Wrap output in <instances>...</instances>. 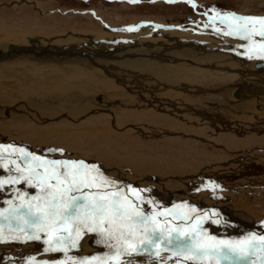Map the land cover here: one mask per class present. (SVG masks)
Instances as JSON below:
<instances>
[{
	"label": "rangeland",
	"instance_id": "374dc122",
	"mask_svg": "<svg viewBox=\"0 0 264 264\" xmlns=\"http://www.w3.org/2000/svg\"><path fill=\"white\" fill-rule=\"evenodd\" d=\"M193 4L195 7L192 6ZM216 12L264 17V0H190V2L177 0L172 3L164 0H140L136 3L124 0H0V47L5 45L7 53L10 52L9 48H17V45L20 47L23 43L28 46L39 43L46 49L58 44L90 50L100 49L103 45L110 50L117 47L131 49L136 45L139 48L135 50H139V53L150 49L164 51L179 45L189 47L196 44L199 46V52L205 55V57L196 55L188 60L176 61L174 65L170 64L171 67L181 64L184 68L181 67L183 70L177 73L168 71L169 74L171 72L170 75L166 72L158 75L160 80H165L160 83L155 82V78L158 77L154 76L155 73L145 74L139 73L142 71L132 70V75L129 71L127 73L129 76H124V79L128 78V82H124L123 78L119 79L115 75L119 79L117 80L113 76L108 77L106 73H103L104 75L99 73V76L91 74L86 77V72H93L87 70L83 76L76 75L77 81L73 80L68 89L78 90L84 93V97H92V99L95 97L96 100L93 101L95 104L91 107L93 111L98 112L96 120L82 117L77 120L74 118V120L60 121V118L68 115V111L59 109L55 117L47 114L44 121L32 122L29 119L28 125L20 126L19 122L23 121L21 116L9 115L5 120L10 121L12 125L17 122V126L0 127V144L19 141L29 145L33 152L41 156L52 155L60 158L59 160L67 157L86 159V162L95 161L87 163L100 166L109 179L137 189L145 201L152 202L140 205L146 208L144 209L146 214L173 210L176 208L174 204H188L189 208L196 209L191 213L194 219L188 223H194L195 219L200 217H207L202 226L210 236H215L217 239H242L245 235L253 234L247 227L248 223H245L249 221L248 218L255 224L264 223V117L255 111L254 118H247L248 121L253 122L251 125L245 122V118L243 121H236L235 117L239 119L238 116L223 117L225 114H219L222 113V108L211 95L220 92L227 94L234 87L240 91L239 94L245 92V99L251 98L248 97L249 87L255 89L264 84L262 83L264 59L256 56L249 59L245 51L246 42L233 36L223 35L224 26L218 21L215 27L221 28V33L213 31L212 27H205ZM128 29L135 30L128 31ZM6 52L3 54H7ZM209 53L210 55H206ZM126 56L130 55L117 53L109 60L110 66L112 64L114 67L117 66ZM131 56L138 57V54ZM25 60L18 61L26 65L19 69L14 67L18 62L0 59L1 108L13 109L17 105L33 100L34 97L35 100L43 102L51 94H53L52 98L58 92L61 96H68L69 91H64L67 86L63 84L66 82L65 77H69L65 72L62 73L63 71L54 68L53 63L47 64L46 70L39 66V72L37 66L35 69L31 68L34 65L33 61H30L32 64L30 67V62ZM242 61L246 63L245 66L249 65V70L243 72L246 69L242 66ZM10 62L13 67L10 66ZM262 64L263 66H260ZM94 68L95 71L102 70ZM55 69L57 70L54 71ZM250 74L253 78L247 79L246 76ZM257 74H261L259 75L261 78H256ZM142 75L149 79L145 80ZM149 76H154V81H148L151 80ZM56 77L63 80L57 81ZM84 77L87 78L85 79L87 87L75 86V83L83 82ZM104 78L109 79L108 82L107 80L102 82ZM111 80L115 84L110 83ZM91 81L92 83L97 81L98 85L92 84ZM167 82L175 83L172 84L173 86L168 84L173 89L167 87ZM201 84L202 86L206 84V87H201ZM57 85L60 87H55ZM166 88L169 90H165L164 93ZM114 92L119 97L115 96ZM159 94H176L177 97L168 96L174 104L166 103L169 107L161 108L157 98H154ZM142 95L146 96L147 103L140 97ZM122 96L125 98L122 99L123 101L118 99L123 98ZM142 97L144 99V96ZM112 99L115 101L113 102ZM123 102L124 104H121ZM109 103L113 106L112 110ZM119 105L124 106L121 108ZM1 108L0 110L3 111ZM142 109L145 111L149 109L150 112ZM157 109L164 113H157ZM258 116L262 119L257 120L259 122L256 123L255 117ZM51 119L53 120L49 121ZM1 122L6 123L4 120ZM16 148L22 149L20 146ZM50 149L57 151L50 153ZM24 150L29 152L28 149ZM59 150L63 151V155ZM16 157L20 156L15 154L10 159H15L20 166L26 165L24 160ZM12 165L16 167L15 164ZM9 169L10 171L0 167V180H8L10 177L20 175L14 168L9 166ZM213 185L215 188L212 187ZM38 193V189L24 181L5 184L0 189V212L7 213L10 206H19L21 195L27 201ZM128 195L136 201L135 193ZM147 209H151V212ZM180 211L187 212L188 209ZM0 225H4L7 235V221L0 220ZM44 238L42 234V240ZM85 239H90L89 246L99 249V252L88 253L89 255L80 254V259L108 252L105 245L94 243L100 239L95 233L87 234L81 241ZM42 240L31 241L21 238L0 242V264H30V262L59 264L66 259L63 253L45 251L47 245L43 244ZM161 247L164 251L161 252L160 257L145 252L121 259L123 264H176L177 260L180 264H192L191 261H183L182 257H172L174 247L164 245ZM77 251L71 249L68 256L78 254ZM221 264H229V262L223 261ZM231 264H245V262L232 261Z\"/></svg>",
	"mask_w": 264,
	"mask_h": 264
},
{
	"label": "snow or ice",
	"instance_id": "6c2138e0",
	"mask_svg": "<svg viewBox=\"0 0 264 264\" xmlns=\"http://www.w3.org/2000/svg\"><path fill=\"white\" fill-rule=\"evenodd\" d=\"M217 21L224 26L223 35L246 42L249 59L253 56L264 59V17L216 12L205 27L221 33V28L215 27ZM59 151L63 155V151ZM15 154L25 160V167L9 159ZM9 164H15L20 175L0 180V189L5 184L24 181L39 193L27 201L21 195L19 206H10L7 213L0 212V220L7 221V235L4 225H0V242L21 238L41 241L43 234L45 251L63 253L66 257L59 264H123L122 257L145 252L160 257L164 251L161 245L174 247L172 257H182L192 264H221L223 261L264 264V235L217 239L203 229L207 217L188 223L194 219L191 213L196 209L186 204L170 211L146 214L140 205L152 202L145 201L137 189L109 179L96 164L71 159L49 160L13 145H0V167L10 171ZM128 193H135L136 201ZM182 209L188 211H180ZM89 233L99 236L94 243L105 245L108 252L79 260L68 257V252L77 249Z\"/></svg>",
	"mask_w": 264,
	"mask_h": 264
},
{
	"label": "bare ground",
	"instance_id": "6f19581e",
	"mask_svg": "<svg viewBox=\"0 0 264 264\" xmlns=\"http://www.w3.org/2000/svg\"><path fill=\"white\" fill-rule=\"evenodd\" d=\"M76 41V40H75ZM26 42V41H25ZM66 42V41H65ZM27 43V42H26ZM38 43V42H37ZM57 44V43H56ZM62 44V43H61ZM65 44V43H64ZM187 44V43H186ZM75 45V44H74ZM147 45V44H146ZM165 45V44H164ZM168 45V44H167ZM50 46V45H49ZM48 46V47H49ZM148 46V45H147ZM170 46H172L170 44ZM6 46L3 45L0 47V59L1 61H7V60H13V61H16L18 62L20 59H26L25 61H33L34 62V65L32 66L31 62H30V67L32 69H35L36 66H37V71L39 69V72H40V68L39 66L45 68L47 67L48 65L47 64H50V63H53V67L55 68H58L59 70L63 71L62 73H66L67 76H69L68 78L65 77L64 74V77H65V81L63 84H65V86H67V88H65L64 91H69V94L68 96H61L60 93L58 92V94L54 95L52 98L51 96L53 94H51V96L48 94V96H50L49 98L47 97L45 99V101L41 102V101H38V100H35L33 98V100L29 101V102H26V103H23L21 105H17V107L15 108H1L3 111L0 110V127L1 126H5V127H9L10 125H12L10 123V121H6L5 118L6 116L8 117L9 115H20L21 116V120H23L22 122L20 121L19 124L20 126H24V125H28V123H30L29 119H31V121H44L45 117H47L49 115L51 116H54L57 114L58 115V110L59 109H65L66 111H68V115L65 117V118H60L61 120L60 121H64V120H74V118L77 120L79 118H93V121L94 119L96 120L97 119V114L98 112L97 111H93L92 110V107L95 103L93 102L94 100L96 99H92V97H84L82 92H79L78 90H75L73 89L74 91H70V89H68V87H70V85L73 83V80H76V75H80V76H83L85 75L87 77V75H91V74H94L95 76H99L98 74L101 73H106V75L108 77H115V75H117V78L119 79H122L125 81H127V79H124L125 75H127V77L129 76L127 73L132 70H136V71H142V72H139V73H151V74H154V76H158V75H163L165 72L167 75H170L171 72L173 73H177V72H180L182 71L183 69H181V67H183L181 64H178V66L176 67H171L170 64L174 65L176 64L177 62L176 61H180L181 59H187L188 58H192L196 55L198 56H201V57H205V55H202L200 52H199V46L196 45V44H192L191 46L189 47H183V46H176V47H173V48H168L167 50H157V51H154V50H151L150 51H146L143 53L140 52L139 53V50L136 51L135 49H138L139 47L138 46H133L131 47V49L129 48H115L113 50H110L109 47H100V49H94V50H90V49H79L77 46H71V47H68V46H60V45H54V46H50L49 49H46L44 48L43 45H39L34 43V45L32 46H28V44H22L20 47H18L17 45V48L16 47H12V48H9L8 50L10 51L9 53H7L6 51ZM47 47V48H48ZM213 47V46H212ZM84 48V47H83ZM150 48V47H149ZM156 48V47H155ZM165 48V47H164ZM11 49V50H10ZM211 49V48H210ZM133 50V51H132ZM209 50V49H208ZM207 50V51H208ZM4 52H6L7 54H3ZM117 53L119 54H125V55H130V56H126V58H122V62L118 63L117 66H110V63H109V60L111 59V57H113L114 55H116ZM228 53V52H227ZM227 53H222L224 55H229ZM105 54V55H104ZM134 54H138V57H134V56H131V55H134ZM113 55V56H112ZM206 55H210L209 54H206ZM231 55V53H230ZM232 55L234 56V54L232 53ZM248 55V54H247ZM220 56V55H219ZM223 56V55H221ZM231 56V57H233ZM207 58H210L211 56H206ZM114 58V57H113ZM118 58V57H117ZM38 59V60H37ZM223 59V58H222ZM212 60V59H211ZM196 61V60H195ZM239 61V60H238ZM11 63V62H10ZM27 63V62H26ZM46 63V64H45ZM241 63V62H240ZM255 63V62H254ZM253 63V64H254ZM36 64V65H35ZM242 66L245 67L246 70H243V72L247 71L250 69L249 65H244L246 64L244 61H242ZM10 65V64H9ZM8 65V66H9ZM184 65V64H183ZM12 66V63L11 65ZM23 66H26L24 65V62H18L14 65V67L16 68H19L20 67H23ZM260 66H263L260 65ZM13 67V66H12ZM41 67V68H42ZM94 67H97V68H100L102 69L101 71H95L93 69H95ZM206 67V66H205ZM204 67V68H205ZM259 67V66H258ZM5 68V67H4ZM50 68V67H49ZM184 68V67H183ZM186 68V67H185ZM13 69V68H11ZM23 69V68H22ZM192 69V68H190ZM206 69V68H205ZM214 69V68H213ZM237 69V68H236ZM17 70V69H16ZM44 70V69H41V71ZM46 70V68H45ZM57 69H55L54 71H56ZM91 71L92 73H89V72H86V71ZM53 71V70H52ZM53 71V73H54ZM83 71V72H82ZM168 71H171L170 74L168 73ZM25 72V71H24ZM23 72V73H24ZM30 72V71H29ZM34 72V71H33ZM49 72V71H48ZM59 72V71H58ZM86 72V73H85ZM85 73V74H84ZM134 73V72H133ZM158 73V74H156ZM199 73V72H197ZM46 74V73H44ZM56 74H58L56 72ZM54 74V75H56ZM61 74H59L61 76ZM130 74V73H129ZM137 74V73H136ZM185 74H188V73H185ZM207 74V73H206ZM47 75V74H46ZM104 75V74H103ZM131 75H132V72H131ZM138 75V74H137ZM178 75V74H177ZM191 75V74H189ZM252 74L250 75H247V79H251L253 78V76H251ZM261 74H257L255 77L256 78H261V76H259ZM43 76V75H42ZM51 76V75H50ZM154 76H149L151 80H148V81H154L153 79L155 78ZM171 76H174V75H171ZM202 77L204 75H201ZM22 77V76H21ZM63 77V76H62ZM84 77V81L82 82H77L75 83V86H78V87H83V86H86L87 84L85 83V79L87 80V78ZM94 77V76H93ZM139 77V76H138ZM143 77V75H142ZM194 77V75H193ZM196 77V76H195ZM212 77V76H210ZM51 78V77H50ZM116 78V77H115ZM116 78V79H117ZM137 78V77H136ZM145 80L148 78L147 76L143 77ZM141 78V79H143ZM175 78V77H174ZM218 78V77H216ZM223 78V77H222ZM24 80V78H22ZM21 79V80H22ZM54 79V78H53ZM57 81L60 79L63 80L62 78L60 77H56L55 78ZM54 79V81H55ZM82 79V78H81ZM90 79H93V78H90ZM105 79V78H104ZM117 79V80H119ZM140 79V80H141ZM149 79V78H148ZM240 79V78H239ZM246 79V80H247ZM46 80V79H45ZM45 80H44V83H45ZM49 80V78H48ZM47 80V81H48ZM88 80H89V77H88ZM107 80V81H106ZM109 79H105V80H101L102 82H108ZM214 80V79H213ZM222 80V79H221ZM220 80V81H221ZM234 80V79H233ZM33 81L35 82V80L33 79ZM33 81H29V82H33ZM51 81V79H50ZM49 81V82H50ZM77 81V80H76ZM100 81V82H101ZM162 80H160V77H156L155 78V82L157 83H160ZM165 81V80H164ZM162 81V82H164ZM200 81V80H199ZM211 81V79H210ZM225 80H223L224 82ZM227 81V80H226ZM257 81V80H255ZM261 81V80H260ZM39 82V81H38ZM63 82V81H62ZM94 83H96L95 81H93ZM113 82L112 80L110 81V83ZM121 82V81H120ZM128 82V81H127ZM154 82V83H155ZM183 82V81H182ZM208 82V81H207ZM232 82V81H231ZM230 82V83H231ZM249 82V80H248ZM247 82V83H248ZM60 83V82H59ZM58 83V84H59ZM90 83V82H88ZM92 83V81H91ZM92 83V84H94ZM136 83V82H134ZM222 83V82H221ZM257 83V82H255ZM262 83H264V80L262 79ZM91 84V85H92ZM98 85V83H96ZM100 84V83H99ZM108 84V83H106ZM113 84H115L113 82ZM168 84H171L169 82H167V87H169V89L172 88V86L175 84L174 82L171 84V85H168ZM179 84V83H178ZM245 84V83H244ZM34 85V84H33ZM56 85V84H55ZM104 85V84H103ZM138 85V84H137ZM163 85V84H162ZM184 86V84H182ZM186 85V84H185ZM189 85V84H188ZM197 85V84H196ZM206 85V84H205ZM203 85V86H205ZM231 85V84H230ZM248 85V84H247ZM258 84H256L257 86ZM261 85V84H260ZM48 86V85H46ZM73 86V85H72ZM176 86V85H175ZM179 86V85H177ZM202 84H201V87H203ZM210 86V85H209ZM239 86V85H238ZM249 86V85H248ZM52 87V86H51ZM54 87V86H53ZM52 87V88H53ZM55 87H60V86H55ZM54 87V88H55ZM64 87V86H63ZM62 87V88H63ZM87 87V86H86ZM112 87V86H111ZM206 87V86H205ZM241 86H239L240 88ZM106 88V86H105ZM107 88H109V86L107 85ZM175 88V87H174ZM88 89V88H87ZM111 89V88H110ZM155 89V88H154ZM159 89V88H158ZM168 88L164 89V93H165V90H169ZM173 89V88H172ZM177 89V88H176ZM206 89V88H205ZM232 89V88H231ZM241 89V88H240ZM58 90V88H57ZM62 90V89H61ZM53 91V89H52ZM51 91V92H52ZM95 91V90H94ZM113 91V90H112ZM171 91V90H170ZM227 91V90H226ZM47 92V91H46ZM50 92V91H49ZM48 92V93H49ZM56 92V91H55ZM93 92V91H92ZM154 92V91H153ZM238 92L240 91H237L236 88L233 87V89L231 91H229L227 94H222V92L220 93H216L215 95L212 94L211 97L212 99H214L218 106L222 108V113H219V114H225V116L223 117H235V116H238L239 119L241 118V120H239L237 117H235L236 121H243L244 118L246 119V123L251 125L253 124V122H251L250 120L248 121V119L250 118H254V112L258 111L260 116L264 117V84L261 85V86H257V88H253V87H249V90H248V97H251L249 99H245L246 96H244L245 92L243 94H239ZM53 93V92H52ZM64 93V92H63ZM62 93V94H63ZM91 93V91H90ZM115 93V92H114ZM148 93V92H147ZM162 93V92H161ZM168 93V92H166ZM205 93V92H204ZM88 94V93H87ZM116 94V93H115ZM114 94V95H115ZM119 94V93H118ZM146 94V93H145ZM207 95V93H205ZM67 95V94H65ZM113 95V94H112ZM120 95V94H119ZM122 95V93H121ZM47 96V95H46ZM88 96V95H87ZM95 96V94H94ZM117 96V94L115 95ZM144 96V99L143 97ZM140 96L142 98V100L145 102V95H142ZM155 96V95H154ZM168 96L170 98H174L177 97L176 94H159V96H155L154 98H157V103L160 104V107L161 108H168L169 105L167 104H174V102L168 98ZM111 97V96H110ZM109 97V98H110ZM119 97V96H117ZM123 97V96H122ZM130 97V96H129ZM134 98V97H133ZM139 98V97H138ZM153 98V99H154ZM42 99V98H41ZM108 99V98H107ZM116 99V98H115ZM114 99V101H115ZM118 99H125L124 97L123 98H118ZM184 99V98H183ZM110 100V99H109ZM107 100V101H109ZM120 100V101H121ZM122 100V101H123ZM129 100V99H128ZM134 100V99H132ZM136 100V99H135ZM147 100V99H146ZM151 100V99H150ZM113 101V99H112ZM113 101V102H114ZM127 103L128 101L125 100ZM111 102V100L109 101ZM125 102V104H127ZM133 102V101H132ZM139 102H140V99H139ZM137 101L136 105L139 103ZM142 102V101H141ZM143 102V103H144ZM151 102V101H150ZM169 102V103H168ZM112 103V102H111ZM120 103V102H119ZM147 103V102H145ZM148 103H149V100H148ZM167 103V104H166ZM98 104V103H97ZM96 104V108L98 107ZM110 104V103H109ZM121 104H124L121 103ZM152 104V103H151ZM111 105V104H110ZM114 105V104H113ZM130 105V103H129ZM132 105V104H131ZM141 105V104H140ZM143 105V104H142ZM146 105V108H147V104ZM157 105V104H156ZM102 106V105H101ZM112 106V105H111ZM120 106V105H119ZM124 106V105H123ZM122 106V107H123ZM126 106V105H125ZM134 107H136L135 105H133ZM138 106V105H137ZM153 105H151L152 107ZM121 107V106H120ZM121 107V108H122ZM129 107V106H127ZM131 107V106H130ZM144 107V106H143ZM154 107V106H153ZM175 107V106H174ZM256 107H257V110H256ZM113 106L111 107L110 110H112ZM98 109V108H97ZM119 109V108H118ZM126 109V108H125ZM124 109V110H125ZM138 109V108H137ZM150 109V108H149ZM149 109H147L149 111ZM154 109V108H153ZM151 109V110H153ZM123 110V111H124ZM129 110V109H128ZM134 110V109H132ZM143 110V109H142ZM146 110V111H147ZM158 110V109H157ZM160 110V109H159ZM159 110L157 111V113L159 112ZM176 110V109H175ZM179 110V109H178ZM224 110V111H223ZM46 111H48L49 113H47ZM119 111H122V110H119ZM145 111V110H143ZM145 111V112H146ZM147 111V112H148ZM156 111V110H155ZM154 111V112H155ZM63 113H65L64 111H62ZM111 112V111H109ZM116 112V111H115ZM150 112V111H149ZM153 112V111H151ZM161 113H164V111H160ZM159 112V113H160ZM166 112V111H165ZM5 113V114H4ZM120 113V112H119ZM129 113V112H128ZM160 113V114H161ZM121 114V113H120ZM120 114H119V117H120ZM126 115V113H124ZM144 114V113H142ZM152 114V113H151ZM156 114V113H155ZM117 115V112L116 114ZM122 115V114H121ZM141 115V114H140ZM200 115V114H199ZM88 116V117H87ZM257 116V115H256ZM59 117V116H58ZM57 117V118H58ZM99 117V116H98ZM118 117V118H119ZM123 117V116H122ZM262 117L260 118L259 116L258 117H255V121L256 123L259 122L257 120H260L262 119ZM121 118V117H120ZM119 118V119H120ZM207 118V117H206ZM248 118V119H247ZM53 119H56V118H53ZM53 119L49 120V121H52ZM122 119V118H121ZM210 119V118H209ZM6 122V123H2L1 121ZM11 120V119H10ZM89 120V119H88ZM12 121V120H11ZM118 121V120H117ZM116 121V122H117ZM120 121V120H119ZM118 121V122H119ZM122 121V120H121ZM66 122V121H65ZM123 122V121H122ZM120 122V123H122ZM17 124V122H15L14 125L12 126H15ZM32 124V123H31ZM30 124V125H31ZM259 124V123H258ZM17 126V125H16ZM19 126V125H18ZM254 127V126H253ZM0 145H13L14 147L16 146H20V148L22 149H28L30 153L34 154V155H37V156H41L39 153L37 152H33L31 147L27 144H24V143H21L19 141H9L8 143L6 144H0ZM43 157V156H41ZM18 158V157H16ZM21 159V157H19ZM18 158V159H19ZM10 159V158H9ZM24 160V159H22ZM76 160V159H74ZM79 161V160H77ZM9 166L11 168H14L15 167L12 165V164H9ZM23 167H25L26 165H21ZM20 166V167H21ZM188 203V202H187ZM172 205L174 203H171ZM177 206V204H174ZM188 205V204H186ZM196 207H198L196 205ZM143 209L146 210L145 207H143ZM159 209V208H158ZM161 209V208H160ZM144 210V211H145ZM148 211L151 212V209H147ZM161 211V210H160ZM165 211V210H163ZM247 219V218H246ZM249 221H246L245 223H248L247 227H249L248 229H250V231L253 232V234H263L264 233V223H257L255 224L250 218H248ZM245 228V227H244ZM249 231V232H250ZM251 232V233H252ZM89 241L90 239H85L83 241L80 242V245L79 247L77 248V252H79L78 254H72L71 257L73 258H76V259H80V254L82 255H87L88 253H95V252H99V249H94V248H91L90 245L89 246ZM90 244H92L90 242ZM100 245V244H99ZM22 247V246H21ZM23 248V247H22ZM31 248V247H30ZM26 251V250H25ZM76 251V249H75ZM96 254V253H95ZM89 255V254H88ZM60 257V256H59ZM69 257V256H68ZM82 257V256H81Z\"/></svg>",
	"mask_w": 264,
	"mask_h": 264
},
{
	"label": "water",
	"instance_id": "95a60500",
	"mask_svg": "<svg viewBox=\"0 0 264 264\" xmlns=\"http://www.w3.org/2000/svg\"><path fill=\"white\" fill-rule=\"evenodd\" d=\"M124 1H127V2H131V0H124ZM140 0H138V2H139ZM164 1H167V0H164ZM175 1H177V0H175ZM131 3H133V2H131ZM136 3V2H135ZM251 17H260V16H251ZM51 150H53V149H50L49 150V152L50 153H53L54 151H51ZM43 158H46V159H49V160H59L60 158H58V157H56V156H52V155H49V156H47V155H44L43 156ZM62 159H71V160H74V159H72V158H67V157H62ZM76 159V158H75ZM76 160H83V161H85L86 159H76ZM89 161V160H88ZM87 161V162H88ZM86 162V161H85ZM89 162H95V161H89Z\"/></svg>",
	"mask_w": 264,
	"mask_h": 264
},
{
	"label": "flooded vegetation",
	"instance_id": "af4514ba",
	"mask_svg": "<svg viewBox=\"0 0 264 264\" xmlns=\"http://www.w3.org/2000/svg\"><path fill=\"white\" fill-rule=\"evenodd\" d=\"M25 161V160H24Z\"/></svg>",
	"mask_w": 264,
	"mask_h": 264
}]
</instances>
